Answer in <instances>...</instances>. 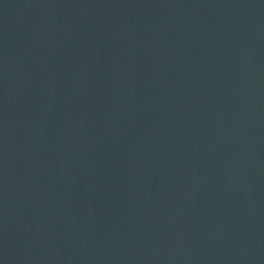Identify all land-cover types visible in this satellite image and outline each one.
<instances>
[{"label": "water", "instance_id": "1", "mask_svg": "<svg viewBox=\"0 0 264 264\" xmlns=\"http://www.w3.org/2000/svg\"><path fill=\"white\" fill-rule=\"evenodd\" d=\"M0 264H264V0H0Z\"/></svg>", "mask_w": 264, "mask_h": 264}]
</instances>
